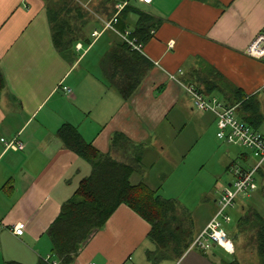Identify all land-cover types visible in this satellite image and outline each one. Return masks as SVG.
I'll list each match as a JSON object with an SVG mask.
<instances>
[{"label":"crops","instance_id":"0c3cea01","mask_svg":"<svg viewBox=\"0 0 264 264\" xmlns=\"http://www.w3.org/2000/svg\"><path fill=\"white\" fill-rule=\"evenodd\" d=\"M59 1L0 0V74L4 79L0 92V222L5 226L0 228V264L57 262L47 230L61 205L92 170L91 163L57 135L63 124L75 126L102 154L123 162L139 156L131 183H142L160 195L162 183L157 178H164L166 161L183 163L182 153L193 147L184 131L190 128L194 134L212 128L217 136L214 114L193 107L185 83L180 81L183 75L208 63L246 97L264 93V63L260 61L264 59L246 53L257 33L264 31V0H128L158 22L139 52L146 63L137 90L129 98L105 79L100 66L106 52L120 40L117 34L113 32L104 43L103 53L89 59L105 31L94 37L93 30L103 26L106 10L120 1L109 0L113 4L107 2L104 11L100 7L91 14L94 18L88 19L71 59L64 58L52 40L48 12ZM79 1L87 8L91 1L97 5L104 0ZM136 18L128 15L126 30L132 29ZM245 59L255 61L251 73L243 75L251 79L246 84L235 80L230 71ZM259 104L264 116V103ZM241 113L238 104L236 114ZM116 133L125 141L113 148L111 137ZM3 138L20 141L23 148H6ZM165 154L162 163L160 157ZM213 201L214 209L201 217L178 202L192 217V237L214 215L216 199ZM243 206L246 204L236 210L239 216ZM17 222L25 224L21 236L10 231ZM150 230L147 220L120 203L90 234L71 264H222L231 260L228 254L245 264L235 235L229 236L233 253L216 245L200 251L190 244L180 256L171 251L169 256L157 258Z\"/></svg>","mask_w":264,"mask_h":264},{"label":"trees","instance_id":"16d2710c","mask_svg":"<svg viewBox=\"0 0 264 264\" xmlns=\"http://www.w3.org/2000/svg\"><path fill=\"white\" fill-rule=\"evenodd\" d=\"M117 1L123 0H115V4ZM59 2L55 10L48 12L52 40L59 53L64 58L71 59L75 44L81 39V29H84L89 21L83 18L82 6L76 0ZM107 2L110 1L104 0L99 4L102 11L107 8ZM110 3L113 4V1ZM116 10V7L110 11L106 10V18H110ZM72 11L76 12V21L80 20L81 23V25L76 23L73 28L69 18L64 17ZM129 14H135L137 17L132 29L129 30V36L144 45L151 37L152 31L157 28L158 22L152 15L126 0V4L117 14L115 23L117 30L123 32L129 27ZM76 28L77 31H74ZM85 41L90 42L88 38ZM145 61L138 51L120 39L106 52L100 66L105 79L123 97L129 98L137 90ZM180 81L193 85L208 96H213L215 91L220 92L222 100L228 104H239L242 111L240 119L253 128L259 129L263 123L264 116L256 96L246 97L239 88L229 84L220 71L211 64L205 63L198 69L189 71ZM3 83L4 79L0 74V92ZM57 135L67 147L88 160L92 170L88 177L81 181L75 194L61 205L59 214L47 230L56 264H71L90 234L105 223L120 203L127 204L151 224L148 236L156 243L157 258L167 257L171 251L180 256L189 247L194 238L190 213L181 208L176 200L154 194L142 183H131L130 177L140 165L139 156L133 157L129 162H123L102 154L87 143L72 124H63ZM122 141H125V137L121 133L111 137L113 148ZM257 182V191L264 198V169L259 171ZM243 210L237 219L236 230L247 242L253 243L258 264H264V214L252 203H249L248 207L243 206ZM5 264L19 263L7 261ZM39 264L52 262L47 259ZM222 264H240V261L233 257Z\"/></svg>","mask_w":264,"mask_h":264},{"label":"rangeland","instance_id":"374dc122","mask_svg":"<svg viewBox=\"0 0 264 264\" xmlns=\"http://www.w3.org/2000/svg\"><path fill=\"white\" fill-rule=\"evenodd\" d=\"M77 2L81 4L79 0H77ZM98 8H100L99 4L94 5L92 1L90 4H87V8L82 6L84 14L83 18H87V20L94 18L91 14L97 12ZM75 15L76 12L74 13L72 11L68 16H64L69 18L72 28L75 27L74 25L76 23L81 25L80 20L76 21ZM104 18L106 19V16H104L103 19ZM97 29H102V24L99 25ZM74 31H77V28ZM85 31V28L81 29V36L85 34ZM102 34L103 35L100 37L95 47L92 49L93 52L89 56V59L91 60L96 57L98 53H103L104 43L107 40H110L114 33L110 30H105ZM85 46L86 45L84 44V49ZM260 61L264 63L263 60ZM254 64L255 61L245 59V62H239L236 67L230 70L231 75L234 76L237 81L240 80L244 84L249 83V80L251 79H247L243 75L251 73ZM223 77L229 84L234 86L229 78L226 76ZM213 94H216L221 99L223 98L220 92L215 91ZM256 98L260 103H264L263 92H260ZM260 130L264 132V122ZM196 133L193 134L190 128L184 131V136L188 135L187 140H190V144H193V147L188 153L186 150V152L184 151L182 153L185 154L183 163L179 164L172 161L169 164L167 163L169 161H166L168 168H166L167 170L163 173L164 178H160L161 176H159L157 179L162 183L161 189L158 191L161 196L165 198H174L181 205H184L187 210L193 212L196 216L201 217L203 212V216H205L209 209H214L215 202L213 201V198L216 199L218 191L227 186L228 183L233 180L234 169L238 167L249 169L255 164L257 159L241 145L227 143L219 139L216 136L215 130L212 128L201 129L199 133ZM165 159L166 154L160 157L162 163L165 162ZM243 203L246 204V207L249 206V203H252L264 214V198L256 190L251 193L249 197L238 199L234 207L228 210L230 221L224 223V228L226 229L228 236L235 235L234 239H238L239 250H242V252H240L242 254L241 258L245 264H257L256 262L258 260L256 261L254 255L253 243L247 242L246 238L239 233L234 234V229L239 216L236 210L240 204ZM226 256L228 259L234 257L230 254Z\"/></svg>","mask_w":264,"mask_h":264},{"label":"built area","instance_id":"2783aa9c","mask_svg":"<svg viewBox=\"0 0 264 264\" xmlns=\"http://www.w3.org/2000/svg\"><path fill=\"white\" fill-rule=\"evenodd\" d=\"M149 3L151 0H142ZM126 4V0L118 2L116 12L109 19H102L103 26L101 30L94 29L92 35L97 37L102 30H110L117 34L119 38L126 42L133 50L142 51L143 45L131 38L130 31L123 32L115 28L118 11ZM246 53L257 58L264 59V31L258 32L252 42L246 49ZM185 92L191 99L193 107L214 114L217 122V137L228 143H236L249 150L257 161L249 169L241 167L233 171V180L227 186L218 191L216 198V210L212 218L207 222L205 227L199 232L191 243V248L200 251L208 250L212 245L221 247L229 253H233L234 245L228 236L224 223L230 221L228 210L233 208L236 201L242 197H249L251 193L257 190V177L259 171L264 169V132L253 128L250 124L240 119L236 114L238 104H228L218 96H208L199 89L190 84H182ZM69 91L67 87H64ZM264 89V84H263ZM6 148L22 149L23 143L15 139H1ZM5 227L0 222V228ZM24 222L12 224L10 231L21 236L24 232ZM52 264H56L52 261ZM89 264H96L91 262Z\"/></svg>","mask_w":264,"mask_h":264},{"label":"water","instance_id":"95a60500","mask_svg":"<svg viewBox=\"0 0 264 264\" xmlns=\"http://www.w3.org/2000/svg\"><path fill=\"white\" fill-rule=\"evenodd\" d=\"M249 152V150H247Z\"/></svg>","mask_w":264,"mask_h":264}]
</instances>
